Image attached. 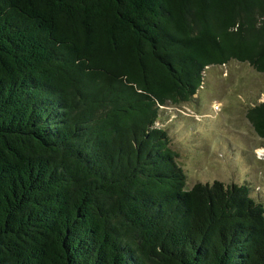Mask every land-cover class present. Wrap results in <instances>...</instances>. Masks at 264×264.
Wrapping results in <instances>:
<instances>
[{
    "label": "trees",
    "instance_id": "16d2710c",
    "mask_svg": "<svg viewBox=\"0 0 264 264\" xmlns=\"http://www.w3.org/2000/svg\"><path fill=\"white\" fill-rule=\"evenodd\" d=\"M232 60L264 74V0H0V264H264V205L156 125Z\"/></svg>",
    "mask_w": 264,
    "mask_h": 264
},
{
    "label": "rangeland",
    "instance_id": "374dc122",
    "mask_svg": "<svg viewBox=\"0 0 264 264\" xmlns=\"http://www.w3.org/2000/svg\"><path fill=\"white\" fill-rule=\"evenodd\" d=\"M264 74L246 62L210 66L189 102L163 106L156 123L164 128L187 187L197 182L245 184L264 205L263 139L247 119V109L263 100Z\"/></svg>",
    "mask_w": 264,
    "mask_h": 264
}]
</instances>
